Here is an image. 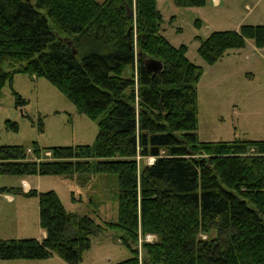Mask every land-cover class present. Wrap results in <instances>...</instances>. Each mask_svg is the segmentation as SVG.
Listing matches in <instances>:
<instances>
[{"label":"trees","instance_id":"obj_1","mask_svg":"<svg viewBox=\"0 0 264 264\" xmlns=\"http://www.w3.org/2000/svg\"><path fill=\"white\" fill-rule=\"evenodd\" d=\"M195 37L197 54L213 64L247 39L264 46V24ZM186 50L163 35L156 0H0V90L16 73L45 77L97 122L90 144L33 140L35 160L22 144H0V175H64L81 186L95 174L114 176L117 200V219L110 221L91 198L92 214H77L53 189L0 186L36 196L45 230L40 239L0 238L1 260L57 255L74 264L90 236L116 229L131 254L109 264H264V139L198 138L202 67ZM148 59L158 60L160 69L149 71ZM13 94L22 106L25 100ZM5 127L18 129L9 119ZM43 151L49 158L40 159ZM146 156L153 162L139 165L137 157ZM146 234L156 238L141 242L139 261L137 241Z\"/></svg>","mask_w":264,"mask_h":264},{"label":"rangeland","instance_id":"obj_2","mask_svg":"<svg viewBox=\"0 0 264 264\" xmlns=\"http://www.w3.org/2000/svg\"><path fill=\"white\" fill-rule=\"evenodd\" d=\"M156 6L162 15L163 35L174 46L186 44V57L202 67L196 83L198 138L264 139V46L257 47L252 39H247L242 48L230 49L213 64H207L197 54L199 41L195 37L204 38L213 30L237 29L245 23L264 24V0H205L201 6H177L173 0H157ZM14 90L25 100L22 106L15 105ZM5 119L16 122L18 129H7ZM96 132V120L79 113L45 77L16 73L0 90V144L24 145L30 160L38 159L31 152L33 140L40 146L90 144ZM49 156L50 151H43L40 159ZM150 157H137L139 165L148 163ZM26 177L38 191L53 189L68 211L92 214L93 204L88 202L91 198L97 203L102 219H117L114 176L95 174L84 186L64 175ZM0 186H20V177L2 174ZM71 191L75 199L71 198ZM6 194L14 200L7 201L5 194L0 193V238H39L37 197ZM118 234L113 229L90 236L89 247L74 264H109L130 256L129 248L120 242ZM149 235L140 236L137 241L139 261L143 257L141 242L156 238ZM14 262L23 261L0 259V264ZM42 262L69 264L57 255Z\"/></svg>","mask_w":264,"mask_h":264},{"label":"crops","instance_id":"obj_3","mask_svg":"<svg viewBox=\"0 0 264 264\" xmlns=\"http://www.w3.org/2000/svg\"><path fill=\"white\" fill-rule=\"evenodd\" d=\"M156 3H157V0H156ZM20 186L22 187V191L23 192L27 191L29 188H33L31 183H30V181L27 179V177L20 178ZM0 193H4L5 194L4 196H5V199L7 201H13L14 200L13 196H11L10 194H6V192H2L1 190H0ZM19 194L21 196H23V197H29V196L23 195L22 193H19ZM44 235H45V230L41 228L39 239L42 238ZM55 256L56 255H52V256H50L48 258H45V259H13V260H15V261H18V260L23 261V262H14L15 264H34V263L35 264H45L44 262H42L43 260H48V259H51V258H53ZM37 261H39V262H37Z\"/></svg>","mask_w":264,"mask_h":264},{"label":"water","instance_id":"obj_4","mask_svg":"<svg viewBox=\"0 0 264 264\" xmlns=\"http://www.w3.org/2000/svg\"><path fill=\"white\" fill-rule=\"evenodd\" d=\"M127 13L131 15L133 12L131 9L127 8ZM145 66L149 71L155 72L160 69L161 63L158 60L148 59L145 61Z\"/></svg>","mask_w":264,"mask_h":264},{"label":"built area","instance_id":"obj_5","mask_svg":"<svg viewBox=\"0 0 264 264\" xmlns=\"http://www.w3.org/2000/svg\"><path fill=\"white\" fill-rule=\"evenodd\" d=\"M153 159H154V157L153 156H151L148 160H149V162L148 163H152L153 162ZM147 236H150L149 234H146V237Z\"/></svg>","mask_w":264,"mask_h":264}]
</instances>
